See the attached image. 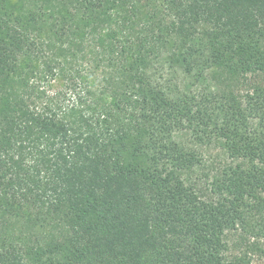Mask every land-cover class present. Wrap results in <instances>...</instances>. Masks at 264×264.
<instances>
[{"label":"trees","instance_id":"16d2710c","mask_svg":"<svg viewBox=\"0 0 264 264\" xmlns=\"http://www.w3.org/2000/svg\"><path fill=\"white\" fill-rule=\"evenodd\" d=\"M0 264H264V0H0Z\"/></svg>","mask_w":264,"mask_h":264}]
</instances>
